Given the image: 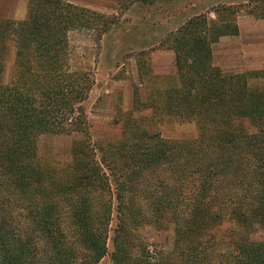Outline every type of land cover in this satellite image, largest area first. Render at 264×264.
Masks as SVG:
<instances>
[{"label": "trees", "instance_id": "obj_1", "mask_svg": "<svg viewBox=\"0 0 264 264\" xmlns=\"http://www.w3.org/2000/svg\"><path fill=\"white\" fill-rule=\"evenodd\" d=\"M22 22L0 18V264H264V70L226 73L214 47L235 19H190L165 42L178 85L158 89L154 120L127 118L120 139L95 143L85 105L90 73L69 67V34L118 22L66 0H23ZM158 0H116L124 13ZM234 16H237L236 12ZM247 13L264 19V0ZM15 77L5 84L9 40ZM138 104V103H137ZM195 121L194 139L167 140L156 117ZM249 123L254 132L245 126ZM80 134L71 164L43 168V135ZM174 228L169 252L143 232ZM110 245L112 251L110 252Z\"/></svg>", "mask_w": 264, "mask_h": 264}, {"label": "rangeland", "instance_id": "obj_2", "mask_svg": "<svg viewBox=\"0 0 264 264\" xmlns=\"http://www.w3.org/2000/svg\"><path fill=\"white\" fill-rule=\"evenodd\" d=\"M80 8L105 15H116L118 22L100 42L91 30L69 34L67 63L73 71L90 73L95 86L85 108L91 139L95 143L114 142L123 133V124L154 120L147 109L149 97L158 89L178 85L175 55L166 40L190 19L205 16L220 22L235 19L240 32L225 37L214 47V65L226 73L241 74L264 70V19L247 13L252 0H158L153 5L136 4L121 13L116 0H66ZM24 2V3H23ZM24 4V5H23ZM23 0H0V18L22 22ZM236 12L237 16H234ZM9 40L4 82L15 77L16 45ZM138 103V104H137ZM161 136L167 140L194 139L195 121L156 117ZM245 126L254 132L249 125ZM80 134L43 135L38 140L39 163L43 168H64L71 164L72 147L83 140ZM153 249L169 252L174 245V228L164 231L146 228L143 232ZM253 239L264 242V227L253 230ZM110 252L112 247L110 245ZM101 264H112L110 256Z\"/></svg>", "mask_w": 264, "mask_h": 264}, {"label": "crops", "instance_id": "obj_3", "mask_svg": "<svg viewBox=\"0 0 264 264\" xmlns=\"http://www.w3.org/2000/svg\"><path fill=\"white\" fill-rule=\"evenodd\" d=\"M23 3H24V2H23ZM69 3L74 4L73 2H69ZM23 5H24V4H23ZM74 5H76V4H74ZM25 17H27V15H26V8L23 7V20H24Z\"/></svg>", "mask_w": 264, "mask_h": 264}]
</instances>
